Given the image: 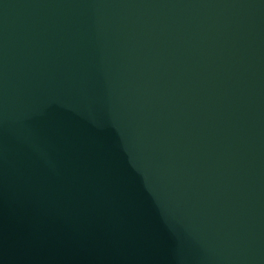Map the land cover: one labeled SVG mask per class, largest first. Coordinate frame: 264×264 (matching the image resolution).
<instances>
[{
    "label": "water",
    "instance_id": "obj_1",
    "mask_svg": "<svg viewBox=\"0 0 264 264\" xmlns=\"http://www.w3.org/2000/svg\"><path fill=\"white\" fill-rule=\"evenodd\" d=\"M0 264H264V0H0Z\"/></svg>",
    "mask_w": 264,
    "mask_h": 264
}]
</instances>
